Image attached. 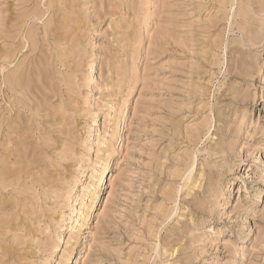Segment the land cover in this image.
<instances>
[{
    "label": "rangeland",
    "instance_id": "1",
    "mask_svg": "<svg viewBox=\"0 0 264 264\" xmlns=\"http://www.w3.org/2000/svg\"><path fill=\"white\" fill-rule=\"evenodd\" d=\"M0 264H264V0H0Z\"/></svg>",
    "mask_w": 264,
    "mask_h": 264
},
{
    "label": "bare ground",
    "instance_id": "2",
    "mask_svg": "<svg viewBox=\"0 0 264 264\" xmlns=\"http://www.w3.org/2000/svg\"><path fill=\"white\" fill-rule=\"evenodd\" d=\"M102 178H104V174L102 175L101 179H102ZM102 184H103V183H102ZM99 186H100V185H99ZM99 186H98L97 190L100 188ZM87 196H90V194H87L86 197H87ZM73 213H74V212H73ZM73 213H72V214H73ZM70 214H71V213H70ZM87 224H88V215H86L85 218H84L83 226H86ZM77 246H78V243H76V245H75V247H74L75 249H74L73 252H72V256H74V257H76L77 252H78ZM79 247H80V246H79Z\"/></svg>",
    "mask_w": 264,
    "mask_h": 264
}]
</instances>
